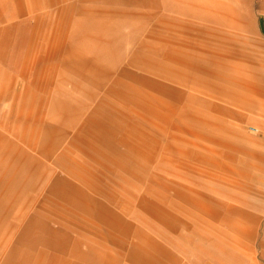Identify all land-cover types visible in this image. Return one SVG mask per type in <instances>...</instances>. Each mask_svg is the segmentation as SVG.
Wrapping results in <instances>:
<instances>
[{
    "label": "crops",
    "instance_id": "crops-1",
    "mask_svg": "<svg viewBox=\"0 0 264 264\" xmlns=\"http://www.w3.org/2000/svg\"><path fill=\"white\" fill-rule=\"evenodd\" d=\"M231 1L0 0V83L21 70L36 151L6 175L0 264L264 263L245 183L264 150L195 106L264 114V45L246 39L264 18Z\"/></svg>",
    "mask_w": 264,
    "mask_h": 264
},
{
    "label": "rangeland",
    "instance_id": "rangeland-1",
    "mask_svg": "<svg viewBox=\"0 0 264 264\" xmlns=\"http://www.w3.org/2000/svg\"><path fill=\"white\" fill-rule=\"evenodd\" d=\"M224 1L226 2V0ZM227 1L229 2V0ZM242 1L248 0H239L238 2ZM235 2L236 0L231 1L232 4ZM250 3L253 4L251 9L257 20L256 23L259 24L264 18V11L261 9L264 0H250ZM243 5L245 6V3ZM257 28L259 29L258 26ZM221 35L205 39L220 40ZM246 39L261 47L264 45V32H261L258 36L250 33ZM20 72V69H14L13 74L11 72L13 82L10 83L11 78L9 77L10 81L4 80L0 83V90H5L4 94L9 95L8 100H5L7 98L4 97L0 100V207L5 203L7 172H22L23 168L27 167L28 162L36 156L35 150L27 148V142L31 140L33 132L27 131L30 128L27 126L30 116H27V109L22 99L23 94L20 91L21 84L19 82L23 79ZM0 79H5V76H2L1 73ZM174 86L184 89V87L178 86L177 83ZM195 106L201 113L213 119L216 130H218L217 133L222 137L238 143L246 150L254 149L257 152L264 150V114L260 110L237 107L235 102L220 99L217 95L207 93L199 95V103H196ZM218 106L225 107L227 111L223 114ZM219 149L226 150L221 147ZM237 155L240 158L250 159L243 153ZM219 160L228 161L227 158H220ZM247 168L251 169L249 171L254 175V180L245 183L253 190L255 197H264V165L254 164ZM231 178L234 177L231 176ZM174 252L180 258L185 256L176 250ZM194 257H190L191 262ZM247 258V263L251 264V258ZM257 261L259 260L257 259ZM260 264L264 263L261 262Z\"/></svg>",
    "mask_w": 264,
    "mask_h": 264
}]
</instances>
